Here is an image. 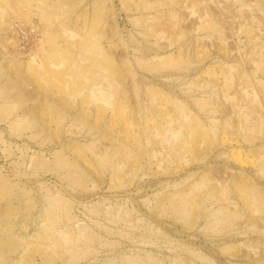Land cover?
I'll return each instance as SVG.
<instances>
[{
  "label": "rangeland",
  "instance_id": "obj_1",
  "mask_svg": "<svg viewBox=\"0 0 264 264\" xmlns=\"http://www.w3.org/2000/svg\"><path fill=\"white\" fill-rule=\"evenodd\" d=\"M0 264H264V0H0Z\"/></svg>",
  "mask_w": 264,
  "mask_h": 264
}]
</instances>
